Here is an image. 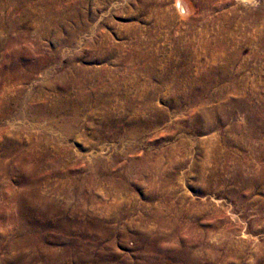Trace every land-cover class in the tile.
Segmentation results:
<instances>
[{
    "label": "rangeland",
    "instance_id": "1",
    "mask_svg": "<svg viewBox=\"0 0 264 264\" xmlns=\"http://www.w3.org/2000/svg\"><path fill=\"white\" fill-rule=\"evenodd\" d=\"M259 112L264 0H0V264H264Z\"/></svg>",
    "mask_w": 264,
    "mask_h": 264
},
{
    "label": "bare ground",
    "instance_id": "2",
    "mask_svg": "<svg viewBox=\"0 0 264 264\" xmlns=\"http://www.w3.org/2000/svg\"><path fill=\"white\" fill-rule=\"evenodd\" d=\"M75 70V69H74ZM73 70V71H74ZM76 73H77V71H75ZM78 72H80V71H78ZM61 78V77H60ZM74 78V77H73ZM75 79H77L76 81H74L75 82V84L77 85V88H76V96L78 97V98H76L77 100H76V106L78 105V104H82L81 102L84 100V96H85V94H84V88H85V82H83L82 80H78V79H80L79 77H76ZM211 81V80H210ZM72 84V83H71ZM71 84H69V85H71ZM64 88H65V86H64ZM71 88V87H70ZM74 88V87H73ZM75 91V90H74ZM42 100V99H41ZM98 101V100H97ZM102 101V100H101ZM70 104H71V102H70ZM104 104V103H103ZM72 105V104H71ZM42 109H45L44 107H42ZM61 109V108H60ZM70 110V109H69ZM102 110H103V108H102ZM45 112V111H44ZM53 112V111H52ZM73 112V111H72ZM108 114H109V116H111V113L110 112H108ZM108 114H107V116H105V118H109V116H108ZM261 114V112H259L258 113V117H259V115ZM250 115V123H249V131L245 134V136H244V142L246 143V147H247V151L249 152V153H251V154H253V153H256V152H261L264 148H263V145L261 144V143H259V144H257V145H254V139H256L258 136V132L260 131V130H264V113L262 114V116L261 117H259V119H260V121H261V126H259V127H257V125H255L254 124V119H256V117L255 116H252L251 114H249ZM197 116V115H196ZM200 116V115H199ZM211 116V113L210 112H208V111H203L202 112V115H201V118H203V119H209V118H211L210 117ZM70 117V116H69ZM68 118V117H67ZM249 118V117H248ZM74 119V118H73ZM114 121V120H113ZM108 122V121H107ZM110 124V123H109ZM105 125V124H104ZM206 128H208V127H206ZM256 155V154H255ZM258 157V156H257Z\"/></svg>",
    "mask_w": 264,
    "mask_h": 264
}]
</instances>
